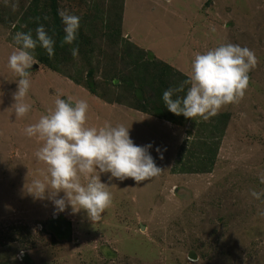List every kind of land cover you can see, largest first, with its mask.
Segmentation results:
<instances>
[{
    "label": "rangeland",
    "instance_id": "rangeland-1",
    "mask_svg": "<svg viewBox=\"0 0 264 264\" xmlns=\"http://www.w3.org/2000/svg\"><path fill=\"white\" fill-rule=\"evenodd\" d=\"M46 3L0 0V264H264V196L250 195L264 190V0H55L60 21L61 11L80 17L79 54L72 56V46L57 51L48 67L37 58L45 50H34L38 63L25 98L31 110L19 118L12 108L18 77L8 57L17 31L35 38L40 24L32 9ZM128 43L188 76L198 53L225 43L253 50L258 64L239 103L208 120L183 116L177 125L125 104L131 93L112 78L131 70ZM88 70L97 94L87 89ZM57 97L87 101L86 127H130L135 145L152 144L162 169L139 184L100 173L113 199L99 222L29 193L47 166L35 157L43 141L24 130Z\"/></svg>",
    "mask_w": 264,
    "mask_h": 264
},
{
    "label": "clouds",
    "instance_id": "clouds-1",
    "mask_svg": "<svg viewBox=\"0 0 264 264\" xmlns=\"http://www.w3.org/2000/svg\"><path fill=\"white\" fill-rule=\"evenodd\" d=\"M12 6L13 9L17 7L16 4ZM59 15L64 25L60 45H72L77 39L80 17L66 11ZM211 30L216 31L214 26ZM13 39L18 47L8 57V67L18 79L12 108L15 116L22 118L31 110L25 98L31 88L30 69L38 63L34 50L39 46L52 58L56 41L43 24L35 29V38L29 30L17 31ZM71 54L77 57L79 48H71ZM257 64L255 52L238 44L225 43L198 53L188 78L179 87L163 92V103L177 116L208 120L218 115L223 107L244 98L250 83L249 73ZM88 109L84 99L72 103L71 98L66 101L57 97L54 108L25 128L28 137L43 141L35 157L47 166L46 174L42 173L44 180L34 179L29 193L36 199L50 200L60 212L70 205L73 212L84 210L92 222H99L113 199L108 186L101 182L100 173H110V179L120 181L131 178L139 184L158 177L162 169L149 152L152 144L135 145L129 135L130 127L123 124L86 127ZM156 151L162 159V150L157 147ZM82 177L87 178L86 183H82ZM260 182L264 184V173L260 174ZM60 192L64 193L63 197H59ZM250 195L260 200L264 190H251ZM258 214L264 216V211Z\"/></svg>",
    "mask_w": 264,
    "mask_h": 264
},
{
    "label": "trees",
    "instance_id": "trees-1",
    "mask_svg": "<svg viewBox=\"0 0 264 264\" xmlns=\"http://www.w3.org/2000/svg\"><path fill=\"white\" fill-rule=\"evenodd\" d=\"M46 4L47 7L40 10H37L35 7L32 9L33 14L35 15L33 20L35 24H43L48 28L49 35L53 36V39L56 41L54 49L55 54L57 51H61L63 49L68 50L70 46L79 47L81 42L78 39H76L72 45H64L61 47L60 42L64 33L62 32L61 21L58 17L55 0H47ZM33 5L35 6V4ZM43 13L45 14L43 15ZM45 17L48 19V22H46ZM37 18H39V20H37ZM128 44L131 45L134 50L129 54L131 55V59L126 62L127 68H130L131 70L129 71L128 76H123L122 78H112V82H119V84H122L129 89L128 91L131 93L129 95L132 96L133 101L125 102V104L135 110L152 114L177 125H183V120H181L183 115L177 116L169 112L163 103L162 95L168 88L179 87L180 84L188 78V75L176 69L174 66H171L167 62L155 57L153 53L145 50L143 47H139L133 43ZM37 58L40 62L48 65V67H53L51 58L48 57L46 51H40V53L37 54ZM91 75L92 71L88 70L87 76L89 79L85 80L87 89L91 93L97 94V86L96 83L92 81ZM186 89L187 86L185 91ZM184 94L185 93H180V95ZM116 102L121 103L118 99H116ZM225 116L226 114L222 113L220 118L224 119ZM52 222L59 223L54 220H52ZM47 227L53 226L50 222H48ZM53 228L57 232L61 233L55 227Z\"/></svg>",
    "mask_w": 264,
    "mask_h": 264
},
{
    "label": "water",
    "instance_id": "water-1",
    "mask_svg": "<svg viewBox=\"0 0 264 264\" xmlns=\"http://www.w3.org/2000/svg\"><path fill=\"white\" fill-rule=\"evenodd\" d=\"M33 66L35 67L36 65H33ZM188 256H189L190 258H193V259L196 258V254L193 253V252H190V253L188 254Z\"/></svg>",
    "mask_w": 264,
    "mask_h": 264
},
{
    "label": "crops",
    "instance_id": "crops-1",
    "mask_svg": "<svg viewBox=\"0 0 264 264\" xmlns=\"http://www.w3.org/2000/svg\"><path fill=\"white\" fill-rule=\"evenodd\" d=\"M139 46V45H138ZM144 49H145V47H143ZM168 64H170V63H168ZM176 68V67H175ZM177 69V68H176ZM135 110V109H134ZM136 111H138V110H136ZM139 112H141V111H139ZM143 113V112H142Z\"/></svg>",
    "mask_w": 264,
    "mask_h": 264
}]
</instances>
